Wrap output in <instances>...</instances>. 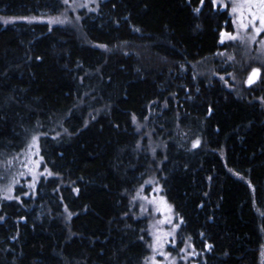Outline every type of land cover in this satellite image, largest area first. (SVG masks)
<instances>
[{"label":"trees","instance_id":"16d2710c","mask_svg":"<svg viewBox=\"0 0 264 264\" xmlns=\"http://www.w3.org/2000/svg\"><path fill=\"white\" fill-rule=\"evenodd\" d=\"M197 7L107 0L82 19L85 40L67 27L0 23V165L36 136L51 173L15 186L13 200L0 193V264H144L147 225L129 195L150 178L183 220L179 237L203 254L198 264H260L264 111L196 80L192 65L232 31L226 10ZM62 8L0 0L13 19Z\"/></svg>","mask_w":264,"mask_h":264},{"label":"rangeland","instance_id":"374dc122","mask_svg":"<svg viewBox=\"0 0 264 264\" xmlns=\"http://www.w3.org/2000/svg\"><path fill=\"white\" fill-rule=\"evenodd\" d=\"M105 1L107 0H68V3L65 4L62 0L63 8L58 15L29 17L26 19L0 16V23L5 26L16 22H28L35 25L44 24L48 29L52 27H67L69 30H73L74 34L77 33L81 40H85L81 32L82 19L89 14L96 13L100 4ZM222 2L231 5L236 0H222ZM216 8L228 12L232 23L230 34L240 35L243 40L232 41L225 37L224 42L221 43V33H227L222 31L219 36L221 50L211 57L192 65L193 71L195 73L198 72L196 80L207 79L213 81L214 79L220 86H225L232 92L236 98L250 103H257L264 111V44L261 43V41H264V32L259 37H256V41L253 43L248 40V37L252 35L251 28H249L247 33L238 32L236 24L233 23L238 17L231 12L230 7L220 8L218 5ZM57 19L64 22L49 23L50 20ZM124 46H126L125 42L116 44L112 52H119ZM106 48L108 49L109 47ZM253 69H259V75L253 84L248 85V77ZM196 141H193L192 144ZM31 143L32 140L24 150L1 161L0 173H4V179H2L4 182L0 183V193H2L1 198L4 200H8L4 196L7 194L6 190L9 186L12 188L14 199L15 186H21L26 189L25 191H28L34 188L41 179L49 176L47 170L42 167L39 146L30 148L29 145ZM187 144L190 145L189 143ZM233 175L243 179L237 174ZM161 199L165 202L164 205H160ZM150 201L152 202L150 203ZM129 207L135 218L143 219L147 225L148 255L144 264H151L149 258L153 256L161 264H169V261L165 260L163 256L155 254L152 248L149 247L154 242L153 233L158 231L172 232V236L168 238L170 243L165 245L164 251L170 253L169 260H175V264H198L200 259L202 260L203 254L201 255L200 253L199 255L187 239L179 237L182 226V223H180L181 217L166 200L161 185L156 180L153 178L146 180L142 186L130 194ZM168 208L171 211H168ZM160 221L165 222L159 223ZM173 244L175 245L174 247L172 246ZM189 245L191 246L189 247ZM260 264H264V243L260 251Z\"/></svg>","mask_w":264,"mask_h":264},{"label":"snow or ice","instance_id":"6c2138e0","mask_svg":"<svg viewBox=\"0 0 264 264\" xmlns=\"http://www.w3.org/2000/svg\"><path fill=\"white\" fill-rule=\"evenodd\" d=\"M65 4L68 3V0H63ZM205 0H200L201 7H197L194 9L196 13H200L201 8L204 6ZM211 4L213 8H216L218 5L220 8H231V12L235 14L238 19L234 20L233 23L236 24L237 30L243 31L245 33L248 32L249 28L252 29V35L248 37V40L251 42L256 41V37H259L262 32H264V0H236V2H233L231 5L225 4L222 2V0H211ZM62 20H50L49 23H63ZM137 31H139L137 29ZM227 38L228 40H243V37L240 35H233L230 33H221V43L224 42V38ZM262 44H264V41H261ZM98 47L106 48L105 45H97ZM259 74V69H253L251 75L248 78L247 83L251 85L254 82V78L257 77ZM223 79V77H221ZM135 121V117L133 118ZM37 139L38 137L33 136L32 137V143L29 145V147L37 146ZM199 145V141L194 142L193 147H197ZM231 171V170H230ZM49 175L51 173L49 172ZM78 191V189H77ZM7 194L4 196L5 199L11 200L13 199L12 196V188L9 186L6 190ZM19 199L18 197H16ZM152 201H150L151 203ZM160 205H164V201L161 199L159 202ZM168 211H171L170 208L167 209ZM71 215V214H69ZM165 221H160L159 223H164ZM180 223H183V220L181 219ZM178 226V225H177ZM154 236V242L149 245V247L152 248L153 252L157 255L163 256L165 260L169 261V264H175V260H169L170 253L165 252L164 248L165 245L170 243L169 237L172 236V232H162L158 231L153 233ZM143 239V237H141ZM175 246L174 244L172 245ZM191 245H189L190 247ZM208 248H211V245H208ZM151 261V264H161V262L157 261L155 259V256L149 258Z\"/></svg>","mask_w":264,"mask_h":264},{"label":"water","instance_id":"95a60500","mask_svg":"<svg viewBox=\"0 0 264 264\" xmlns=\"http://www.w3.org/2000/svg\"><path fill=\"white\" fill-rule=\"evenodd\" d=\"M250 75H251V74H250ZM250 75H249V76H250ZM257 77H258V76H257ZM257 77L254 78V81L257 79ZM248 78H249V77H248Z\"/></svg>","mask_w":264,"mask_h":264},{"label":"bare ground","instance_id":"6f19581e","mask_svg":"<svg viewBox=\"0 0 264 264\" xmlns=\"http://www.w3.org/2000/svg\"><path fill=\"white\" fill-rule=\"evenodd\" d=\"M258 75H259V74H258ZM257 78H258V77H257ZM256 80H257V79H256ZM256 80H255V81H256ZM255 81H254V82H255ZM254 82H253V83H254ZM253 83H252V84H253ZM247 84H248V83H247ZM248 85H249V84H248Z\"/></svg>","mask_w":264,"mask_h":264}]
</instances>
